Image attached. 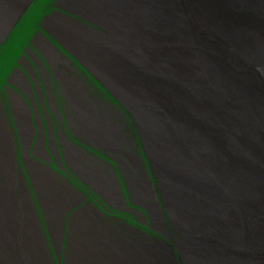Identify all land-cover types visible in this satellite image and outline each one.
Returning <instances> with one entry per match:
<instances>
[{
	"label": "bare ground",
	"instance_id": "1",
	"mask_svg": "<svg viewBox=\"0 0 264 264\" xmlns=\"http://www.w3.org/2000/svg\"><path fill=\"white\" fill-rule=\"evenodd\" d=\"M79 1L80 13L101 24L93 45L73 24L63 23L71 35L64 27L58 33L78 44L81 59L108 86L88 72L130 115L97 103L73 78L71 123L125 162L131 178L139 164L128 150L127 120L148 165L142 159L148 181L136 179V191L163 240L84 209L72 217L68 263L264 264V0H95V11L89 7L95 1ZM7 2L0 0V9ZM81 35L86 41L76 43ZM65 151L88 182L119 199L107 173L78 151ZM10 153L2 150L0 162V264H49L23 198L8 190L15 185ZM40 174L55 234L76 194Z\"/></svg>",
	"mask_w": 264,
	"mask_h": 264
},
{
	"label": "rangeland",
	"instance_id": "2",
	"mask_svg": "<svg viewBox=\"0 0 264 264\" xmlns=\"http://www.w3.org/2000/svg\"><path fill=\"white\" fill-rule=\"evenodd\" d=\"M84 1L86 5L87 1ZM82 3L83 2L79 0H32L28 9L22 14V19L20 18L21 21H19V19V22H17L18 25H16L17 23L14 25V27H16L15 31L10 35V37L7 36V38L0 44V122L2 121V123H4L3 127L1 126L0 129V136H2L4 132L6 133L4 122V106L6 99H9V101L11 100L13 103L12 111L15 115L16 122H18L19 127H21V132L23 133L25 141L27 140L26 142L31 143L30 140L34 137V134L37 135L36 131L38 127L40 131L42 128V131L45 132L42 126V121L41 125L38 124L37 119L34 116L35 111L39 112L38 102L34 99H29V97L23 94L22 90L17 86V83L20 80L19 78H21L22 74L28 80V83L31 84V82H29L27 75L28 71L26 72V69H29L30 74L31 72H34L35 81L38 83V85L39 83L41 84V79H38L40 76H36L35 73L38 65L36 63V59L31 55L29 56L30 52L32 53L35 51V46L31 44V41L34 40V37H36L38 40L39 36L50 38L49 43L50 45L54 46V48L49 47V56L47 55L48 53H46L51 65L56 64V66L61 68H63V66L64 68L71 67L72 70H69V73L71 72V75L73 78H75V81L78 79L81 82L85 76L90 78L93 88H88V90L93 93H90L92 98H97V103H102L101 105L105 108L108 107L111 112L116 114L122 113L129 117L130 113H127V110H123L122 112L116 107L117 102H119V105L122 106L119 97H117L112 92L113 96L116 97L115 100L108 94L107 90L104 89V87L100 85V82L96 80V76H94V74L97 75V73H94L92 68L91 71L94 74L88 72L90 71L87 70L88 62L81 59L79 50L76 47L78 44L75 45L72 40L64 39V36H60L58 33V29L63 27V29L68 30L63 23L66 22L71 25L73 24L74 26H78L77 28L80 30V32H83L84 30L85 33L90 35V37H88V42L91 44L90 46L93 45L92 40L95 34H99V30L102 31V29L91 28L90 22L89 25L86 20H83L85 17L88 19L89 16L85 15L84 13H80L79 7L82 6ZM13 29L14 28H12V30ZM12 30L10 32H12ZM68 34L71 35L69 30ZM86 39L87 38L84 37V35H81L75 39V42L83 43L86 41ZM20 60H24L26 62ZM71 64H74V69ZM44 66L47 67L46 64ZM97 76L101 79L99 75ZM42 78H44V83H47L46 76L44 75ZM82 83L84 85V82H81V84ZM104 83L107 85L106 82ZM53 97L56 103L57 95L54 93ZM40 98L44 99L42 97ZM44 105L46 107V104ZM35 106H37V108ZM26 110H29L28 117ZM39 114L41 115L40 112ZM46 117L48 116L45 114L44 120L47 121L48 124L51 123L50 126L52 127H55V122L59 121L60 127L57 138L60 143L55 141V135H53V137H51V141L54 143L53 145L50 144L49 147V141H47V138L45 139V134L44 136L41 135V137H44V139H41V145H36L33 151L35 154H33L27 149H23L24 145L22 144L24 143V140L23 143H20V141L16 139V135L13 137V141L11 140V143L13 144L11 145V143H8L7 133V135L4 137L5 141H2L3 143L0 142V144L1 149L3 148L5 151L8 150L9 152L12 150V153L10 154H13V161H8V163L12 166L8 167L7 171L13 168V171L19 177L18 180H20L19 183L15 182V186H10L8 190L14 198L17 197V200L15 199L16 201L20 200V196L23 198V202L27 208V215L25 214V216L35 224V227L37 228L36 234L39 236V238H42L41 240H43V245L44 249L46 250L47 258L49 259V264H69L67 261L69 244L72 242V240L76 239L70 234V229L72 228L71 225H73L72 217L75 213L81 212L84 209L88 210L89 212L92 211L96 214H99V216L101 218L103 217L104 220L107 219L110 221H117L116 223L124 225L132 232L135 231L136 233H139L143 236L155 239L157 238L162 241L163 236L161 233H159L162 231V229L152 226L151 219H149V213L146 212L147 205H144L146 203L142 202L143 200H141L138 191H136V179L148 181L144 175L145 170L143 169L142 159L145 162L147 169L148 165L143 149L141 148V150L138 151L134 145V140L131 136L130 127H128L129 123L127 120L125 121L124 126L126 130L125 136L131 142V148H128V150L135 156L137 160L136 162L139 164L135 166V170L133 169L134 174L131 178L129 177V171L125 162H122L120 158L119 160L118 157L115 156V153H113L111 150L108 151L104 149V147L101 145H97L92 140L84 137L77 129L73 127L71 123V114L68 115L71 130L70 128H66L67 122L64 120L62 109L59 111L58 115H50L49 119H46ZM12 133L14 135L16 132ZM53 133L54 131H52V134ZM28 143L26 145L27 147L30 146ZM59 144L65 152L64 159L61 158L62 156L59 152ZM91 144H93V146ZM138 146L140 147V144ZM68 147L78 151L81 154V158H85V160L100 168V171L107 173L108 177L111 179L110 182L112 187L118 193V200L115 201L108 198L102 189H98L96 185L88 182L83 173L76 168L73 155L70 152L65 151V149ZM99 150L101 151L100 154ZM19 154L23 155V163H25L27 167L29 166L31 175L30 178L28 175H26V172H24L23 164L20 161ZM7 155L9 156V154ZM8 156L7 158H9ZM7 158L5 159L7 160ZM33 168H35L34 172ZM40 173L45 174L46 177H48L54 184L60 183V185L66 187L68 191L70 190L76 194L72 199L73 201L67 203L66 208H64L61 213L62 217L61 220H59L61 223V234L60 229L54 234V231L51 227V217L47 213L49 207L47 206V202L44 200L45 193L43 192V197L42 188L40 187L41 184H43V182L40 181L42 180V174ZM46 177L43 179H46ZM152 178L153 175H151V172H149V179L153 180ZM81 182L84 184V188L81 186ZM89 184L90 187H88ZM111 185L108 186L110 187ZM85 186L88 188H85ZM18 188L24 191L25 196L22 192L21 195H19L20 191L18 192ZM112 211H117L119 214L113 213ZM112 215L114 217L110 218ZM124 226H122V228ZM65 252L66 261L63 259Z\"/></svg>",
	"mask_w": 264,
	"mask_h": 264
},
{
	"label": "flooded vegetation",
	"instance_id": "3",
	"mask_svg": "<svg viewBox=\"0 0 264 264\" xmlns=\"http://www.w3.org/2000/svg\"><path fill=\"white\" fill-rule=\"evenodd\" d=\"M38 38L39 39L37 40L36 37H34V40L31 41V44L33 46H35V51L32 53L30 52L29 56L31 55L32 57H34L36 59V63L38 65H37V68L35 70V73H36V76L37 75H38V77L40 76V78H38V77L37 78L39 80L41 79V84L39 83V85H38V83L35 81L34 72H31V74H30L29 69H26V72L28 71L27 75L29 78V82H31V84L28 83V80L22 74L21 78H19L20 80L18 81L17 86L19 89L22 90L23 94H25L29 97V99L31 98V99H34L38 102V109H39V112L41 113V115L39 114V112L35 111L34 116L36 117L38 124L41 125V121H42V126H43L45 132H43L42 128H41V131H42V133H41V131L39 130V127H38L37 131H36L37 135L34 134V137L30 140L31 143L26 142L27 140L25 141V138L23 137V133L21 132V127H19L18 122H16L15 115L12 111V104L13 103L11 102V100L9 101V99H6L5 106H4V122H5V127H6V133L4 132V134L2 136H0V142L2 143V141H5L4 137L8 133V143H11V140L13 141V137L16 135V139L19 140L20 143H23V140H24V143L22 144V145H24L23 149H25V150L27 149L30 153H33V154H35L33 151H34L36 145H38V144L41 145V139L42 138L44 139V137H41V135L44 136V134H45V139L47 138V141H49V144H48L49 147H50V144L53 145V143H54L53 141H51L52 140L51 137H53V135H55V141L60 143V141H58V138H57V134L59 133L58 130L60 127L59 121L55 122V127H52V126H50L51 123L48 124V122L44 120L45 114L48 116V117H46V119H49L50 115H52V116H54L55 114L58 115L59 111L62 109L64 120H66V122H67L66 128L67 129L70 128V130H71V127L69 125L70 121L68 119V115H70V114L73 115L72 112H70L69 109H67V106H68V98H67L68 89L71 88V87H68L67 85L74 84V79L72 76H70V73H69V70L71 71L72 68L71 67L70 68H68V67L64 68V66H63V68H61V67L56 66V64L51 65L49 62L48 56L46 55V53L44 51L45 50L44 46H46V47L48 46V48L49 47L54 48V46L50 45V43H49L50 38L42 37V36H39ZM41 43H42V45H41ZM20 61L26 62L24 60H20ZM40 62H41V64H40ZM45 64L47 65V67L44 66ZM48 64H50V65H48ZM71 66L73 67V69L75 68L74 64H71ZM44 75L47 78V83H44V81H43L44 78H42V76H44ZM32 79H33V81H32ZM82 80H81V82H84L85 87L93 88L92 82L90 81L91 80L90 78H87L85 76V78H83ZM54 93H55V95H57L56 103H55V100L53 97ZM40 97L44 98L45 101H44V99H41ZM57 99H58V102H57ZM44 104H46V107ZM34 105H35V103H34ZM35 107L37 108V106H35ZM26 111H27L26 114L28 117L29 110H26ZM36 112L38 113V115ZM53 112H54V114H53ZM32 117H33V112H32ZM3 125H4V123H2V121H1L0 122V129H1V126L3 127ZM52 131H54L53 134H52ZM12 132H16V133L13 135ZM27 143H28V145H30L29 147L26 146ZM12 144L13 143H11V145ZM91 145L93 146V144H91ZM59 146H60V144H59ZM2 150H4V149L3 148L1 149V144H0V153H2ZM22 152H23V150H22ZM59 152L62 156L61 158L64 159L65 152L63 151L61 146L59 148ZM100 152L101 151L99 150V154H100ZM22 156L23 155L19 154L20 161L23 164L24 172H26V175H28L30 178L31 175H30L29 166L27 167L26 164L23 163ZM3 160L4 159H2L1 154H0L1 164H2ZM11 162H12V159H11ZM7 172L11 176V181L13 183H15V181L17 183H19V181H20V180H18L19 177L13 171V168H11ZM11 186H15V185H11ZM81 186L84 188V184L82 182H81ZM88 187H90V184ZM88 187L85 186V188H88ZM113 213L119 214V212H117V211H114ZM113 217H114L113 215L110 216V218H113Z\"/></svg>",
	"mask_w": 264,
	"mask_h": 264
},
{
	"label": "water",
	"instance_id": "4",
	"mask_svg": "<svg viewBox=\"0 0 264 264\" xmlns=\"http://www.w3.org/2000/svg\"><path fill=\"white\" fill-rule=\"evenodd\" d=\"M31 1L32 0H12L11 3L7 2V5H5L7 7H5V6H3V8L1 7V9H0V44L7 38L8 34L12 30V28H14V25L22 17V14L28 9ZM93 1H95V0H93ZM89 7L92 8L95 11V9H98V4L95 1L93 3V5L89 4ZM95 18L96 17L91 14V16L88 17V19H86V17H85V19H83V20H86V22L88 24L90 22V24L92 25L91 26L89 24L91 28L100 29L101 28L100 27L101 24L99 25V23L95 21ZM99 46H100V44H99ZM99 46H96V47L92 48L93 50L92 49H90V50L88 49L90 57H92V59H91L92 63L96 59V55H97V58L99 56V54H98L99 52L97 53V51H98L97 48ZM105 56L106 55H104V60H105ZM102 59H103V57H102ZM101 65H102V67L100 69V73L106 74V72L108 70H110L109 66H107V64L105 65L103 63ZM87 70L91 71V66L90 65L87 66ZM100 82H102V81L100 80Z\"/></svg>",
	"mask_w": 264,
	"mask_h": 264
},
{
	"label": "trees",
	"instance_id": "5",
	"mask_svg": "<svg viewBox=\"0 0 264 264\" xmlns=\"http://www.w3.org/2000/svg\"><path fill=\"white\" fill-rule=\"evenodd\" d=\"M21 19H22V18H21ZM21 19H20L19 21H21ZM19 21H18V22H19ZM16 25H18V23H17ZM15 28H16V27H14V29L12 30V32H10V33L8 34V37H10V35L15 31Z\"/></svg>",
	"mask_w": 264,
	"mask_h": 264
}]
</instances>
